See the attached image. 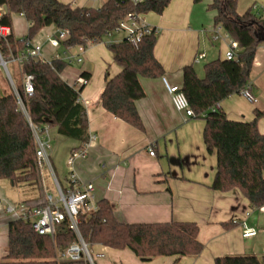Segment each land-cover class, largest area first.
Instances as JSON below:
<instances>
[{
	"label": "trees",
	"instance_id": "obj_1",
	"mask_svg": "<svg viewBox=\"0 0 264 264\" xmlns=\"http://www.w3.org/2000/svg\"><path fill=\"white\" fill-rule=\"evenodd\" d=\"M170 2L108 0L96 8L72 6L59 0H0V7L8 8L0 17V24L12 26L13 13L23 15L29 23L24 37L17 38L13 33L7 39L0 36V50L10 62L11 52H24L25 41L51 25L68 30L66 46L87 47L103 42L130 12L162 14ZM210 8L217 11L215 25H221L237 40L238 58L208 61L204 77L199 76L194 64L186 65L182 90L195 111L194 117L205 120L203 138L208 152L217 154L211 187L224 192L238 188L259 208L264 206V133L258 124L264 111L256 109L255 118L250 121L234 120L218 104L250 87L256 51L264 43V21L253 6L239 14L237 0H213ZM157 37L155 30L138 45L128 37L108 44L122 71L113 77L106 75L102 104L116 117L140 129L143 123L136 101L146 95L141 77H158L165 71L155 55ZM68 65V61L60 58L50 62L29 58L19 69L22 75L34 76V92L27 93L23 84L16 87L35 125L57 127L60 134L84 144L91 136L87 109L80 101L86 85L77 87L62 77ZM82 76L91 77L86 71ZM30 120L20 108L15 89L6 91L0 84V180L17 186L34 185L38 179ZM98 206L97 211L79 215V229L89 247L102 244L115 249L129 248L141 261L177 256L176 262L183 256H199L205 248L199 239L197 222L128 223L118 218L109 200H99ZM8 227V253L0 264H58V253L77 241L67 220L56 225L54 236L36 232L32 223L25 220L11 219ZM215 264H264V261L256 255L237 254L218 256Z\"/></svg>",
	"mask_w": 264,
	"mask_h": 264
},
{
	"label": "crops",
	"instance_id": "obj_2",
	"mask_svg": "<svg viewBox=\"0 0 264 264\" xmlns=\"http://www.w3.org/2000/svg\"><path fill=\"white\" fill-rule=\"evenodd\" d=\"M59 1L72 6L99 8L108 0ZM212 2L171 0L162 14H145L148 23L158 28L155 55L165 71L162 76L141 77L146 95L138 99L136 105L142 129L116 117L102 104L106 75L113 77L122 71L108 47L110 40L70 48L63 41L55 48L47 42V35L57 29L54 25L44 27L34 37L43 44L49 60L57 59V55L60 59L68 55L83 58L81 62L69 63L63 71L62 77L70 84H75L84 71L91 75L82 91L81 102L87 109L89 132L96 135V140L89 146L88 157L77 161L76 171L83 181L94 182L97 201L109 200L118 218L128 223L197 222L199 239L205 244L199 256H183L178 262L177 256L141 261L129 248L115 249L95 244L92 247L96 264H215L218 256L237 254L256 255L264 261V210L253 206L238 188L224 192L211 187L216 174L217 154L208 152L204 143L205 120L178 111L163 81L166 78L170 84L182 87L183 68L188 64H194L199 76L201 70L205 73L204 67L198 66L200 53H206L209 61L225 57L228 40L224 31L218 40L212 39L217 14L210 8ZM14 15V36H26L23 24L28 33L27 19L21 14L16 18ZM17 25L21 26L22 33H17ZM45 45L51 48L49 53L45 52ZM75 63L84 65L77 73L68 72ZM16 73L17 78L23 80L17 64ZM250 89L257 97L256 102L242 94H234L218 106L229 118L243 121L254 119L256 109L264 111V43L256 51ZM258 126L264 133V116ZM51 136L52 165L65 186L68 156L83 144L60 134L57 127L51 128ZM152 146L155 155L149 153ZM6 185L0 184V199L3 200L0 203V260L8 253V223L11 220L4 209L6 202H10L5 199ZM19 188L22 197L16 203L34 200L28 196L25 186L19 185ZM255 210L260 214L253 217ZM246 228L256 229V235L244 236Z\"/></svg>",
	"mask_w": 264,
	"mask_h": 264
},
{
	"label": "built area",
	"instance_id": "obj_3",
	"mask_svg": "<svg viewBox=\"0 0 264 264\" xmlns=\"http://www.w3.org/2000/svg\"><path fill=\"white\" fill-rule=\"evenodd\" d=\"M135 3L145 0H133ZM253 9L261 20L264 21V2L261 4H254ZM5 7H0V17L3 15ZM127 31V36L135 45H138L144 36L152 34L155 30L158 32V28L152 26L145 18L144 13L130 12L124 19L120 21V24L113 30ZM224 31V37L228 40V47L225 51V58L234 60L238 58L239 44L237 40L232 38L230 34L223 29L221 25H215L213 29L212 39L218 40L221 37V32ZM112 32V33H113ZM12 26L0 24V36L7 39L12 35ZM111 33V34H112ZM69 36V32L66 29L57 28L52 34L47 35V42L52 47H59L63 41ZM72 47V46H70ZM68 47V48H70ZM25 51L19 54L11 52V60L19 67L23 61L29 58H35L37 60L48 61L44 50L43 44L32 39L25 41ZM207 57L206 53L198 54L197 59L202 60ZM56 58H60L58 55ZM64 60L72 63L73 61L81 62L82 57L75 55H68ZM8 61L5 60L0 50V65L5 69L8 68ZM10 72V71H9ZM10 80L14 83V79L10 73ZM23 85L27 93L32 94L34 92V76L31 74H23ZM166 88L172 98V102L175 108L184 112L187 116L194 117L195 111L192 108L190 101L182 90V87L175 84H170L166 78H163ZM88 83L87 78L80 76L75 82V86L80 87ZM16 94L18 96V103L20 108L26 114L30 120L29 112L25 106L24 100L21 97L16 85L14 86ZM242 95L245 96L251 102H256L257 97L252 93L250 87H246ZM82 96V93H81ZM81 101V97H80ZM30 125L33 132V137L36 143V171L37 180H40L41 187L44 189V193L41 199L38 200H23L19 203L6 202L4 209L6 213L13 220H25L30 221L36 232L40 234H49L54 236L56 232V225L65 220L69 222L70 228L75 232L77 241L72 243L70 247L64 252L58 253V264H95V258L91 253L89 244L84 240L79 229L81 213L94 212L98 210V201L96 198V186L92 181H83L76 171V163L80 159H85L89 154V146L96 140V135H91L90 140L83 144L81 148L73 149L67 159L68 175L66 185H62L61 181L57 177L52 161L51 151L53 148L51 126L44 124L43 126H37L30 120ZM149 153L155 155L154 147L149 148ZM45 169H48L50 175L53 177L55 185V193L50 192L45 181ZM3 200L0 199V203ZM260 210H264V206L259 207ZM257 230L254 228H246L244 236H254Z\"/></svg>",
	"mask_w": 264,
	"mask_h": 264
},
{
	"label": "rangeland",
	"instance_id": "obj_4",
	"mask_svg": "<svg viewBox=\"0 0 264 264\" xmlns=\"http://www.w3.org/2000/svg\"><path fill=\"white\" fill-rule=\"evenodd\" d=\"M264 0H237V11L238 13H245L250 7H252L254 4H261L263 3ZM256 12V10H254ZM19 15L18 14H15L14 17H18ZM21 30V26L20 25H17V33H22L20 32ZM23 30L26 31V34H27V30H26V25L25 23L23 24ZM127 36V31L126 30H122V31H115L113 32L112 34L108 35L105 39H108L110 40V42H119L121 41L124 37ZM47 43V42H45ZM45 52L49 53V51L51 50V48L49 47V45H45ZM80 51V49H78ZM60 51L62 52V49H60ZM209 61V58H206V59H203L201 60V63H199V67H204V65ZM81 65H84V64H78V63H75L73 64V66H70L68 68V72H73V73H77L81 67ZM8 67L11 71V74L14 78V83L10 80L7 72H6V69L0 65V84L2 85V87L6 90V91H9L11 89L14 88V86L16 85H22L23 84V80H19L17 78V73H16V64L13 63V62H9L8 63ZM205 73L204 71H200V77H204ZM197 118H200V119H203L201 117H197ZM45 181H46V184H47V187L49 189L50 192H53L55 193L56 189H55V185H54V182H53V177L50 175L48 169H45ZM59 174V177H61V174L58 172ZM0 184H7L6 185V189L4 190V194H5V199L7 201H10L12 203H16V201H18L22 195H21V189L19 188V186L17 185H12L9 181L7 180H4L2 182H0ZM25 186L26 190H28L29 194L28 196H31L30 198L34 199L35 201L38 200V199H41L42 196H43V193H44V189L41 187V182L40 180H37L36 183L34 185H30V184H26V185H23ZM24 189V190H25ZM253 217L256 216V215H259L260 212L259 210H255L253 212ZM262 214V213H261ZM264 215V214H262ZM90 250H91V253L92 255L94 256L95 258V255H94V252H93V247L91 246L90 247Z\"/></svg>",
	"mask_w": 264,
	"mask_h": 264
},
{
	"label": "water",
	"instance_id": "obj_5",
	"mask_svg": "<svg viewBox=\"0 0 264 264\" xmlns=\"http://www.w3.org/2000/svg\"><path fill=\"white\" fill-rule=\"evenodd\" d=\"M5 9L8 10L7 6H5ZM263 40H264V38H263ZM6 72H7L8 76L10 77V72H9L8 68L6 69Z\"/></svg>",
	"mask_w": 264,
	"mask_h": 264
}]
</instances>
